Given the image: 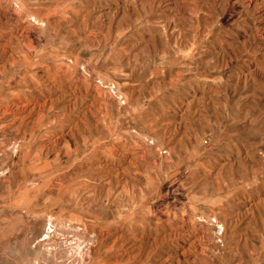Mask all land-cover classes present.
Masks as SVG:
<instances>
[{"label": "rangeland", "instance_id": "1", "mask_svg": "<svg viewBox=\"0 0 264 264\" xmlns=\"http://www.w3.org/2000/svg\"><path fill=\"white\" fill-rule=\"evenodd\" d=\"M0 264H264V0H0Z\"/></svg>", "mask_w": 264, "mask_h": 264}]
</instances>
